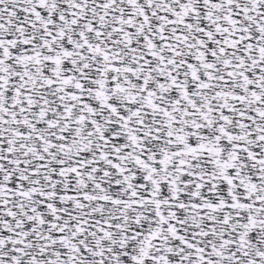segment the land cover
<instances>
[{"label": "snow or ice", "instance_id": "snow-or-ice-1", "mask_svg": "<svg viewBox=\"0 0 264 264\" xmlns=\"http://www.w3.org/2000/svg\"><path fill=\"white\" fill-rule=\"evenodd\" d=\"M0 264H264V0H0Z\"/></svg>", "mask_w": 264, "mask_h": 264}]
</instances>
